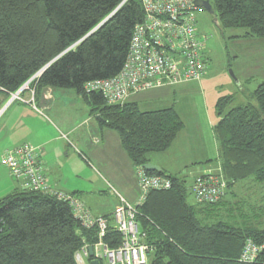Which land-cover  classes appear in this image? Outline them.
Listing matches in <instances>:
<instances>
[{"label": "trees", "instance_id": "1", "mask_svg": "<svg viewBox=\"0 0 264 264\" xmlns=\"http://www.w3.org/2000/svg\"><path fill=\"white\" fill-rule=\"evenodd\" d=\"M212 6L222 32L241 29L246 34L236 38L264 39V0H213ZM144 19L143 0H0V93L10 97L48 67L31 85L36 102L47 89L73 91L103 128L117 134L132 165L145 167L151 155L168 152L185 129L175 107L143 111L139 94L110 105L101 93L85 90L88 83L121 73ZM235 101L228 95L216 103L214 135L228 188L217 203L195 198V182L205 174L189 185L180 175L148 172L168 177L172 187L149 190L144 198L138 185L139 202L133 205L150 247L149 264H264V227L238 216L231 205L235 186L249 180L264 184V83L248 103L234 106ZM258 209L264 211V204ZM221 213L234 225L211 223ZM105 218V243L118 248L122 237L112 215ZM98 241L97 230L85 228L55 196L18 187L0 199V264H79L82 250ZM250 241L263 249L248 263L242 256Z\"/></svg>", "mask_w": 264, "mask_h": 264}, {"label": "built area", "instance_id": "2", "mask_svg": "<svg viewBox=\"0 0 264 264\" xmlns=\"http://www.w3.org/2000/svg\"><path fill=\"white\" fill-rule=\"evenodd\" d=\"M143 7L145 19L134 31L121 73L113 79L95 81L85 86L87 93H101L110 105H123L135 95L166 86L200 82L207 74V36H200L195 15L199 8L195 0H143ZM40 75L33 77L19 91L10 94V102H27L22 95L30 92L29 103L35 105L31 85ZM4 112L5 109L0 108V118ZM42 152L40 147L22 144L6 151L0 158V164L9 171L21 189L52 195L67 202L75 218L85 228L97 230L99 241L93 248L95 258L100 262L149 264L150 247L137 221L136 206L110 187L118 199L112 214L113 226L122 237L118 248H110L105 243L108 219L93 216L78 197L53 188L41 164ZM136 174L142 198L149 190H168L172 187L168 177L149 175L144 167L137 168ZM223 180L212 173L198 177L194 185L197 202L217 203L225 194L226 184ZM88 247L82 250L81 255L88 257ZM262 249L250 241L242 260L253 262Z\"/></svg>", "mask_w": 264, "mask_h": 264}, {"label": "rangeland", "instance_id": "3", "mask_svg": "<svg viewBox=\"0 0 264 264\" xmlns=\"http://www.w3.org/2000/svg\"><path fill=\"white\" fill-rule=\"evenodd\" d=\"M207 1L211 4L213 3V0ZM195 15L201 38L204 35L207 36L205 45L207 76L201 82L166 86L139 94L138 97L135 96V98H138L143 111L168 107H175L178 111L184 121L185 130L182 135H179L178 141L174 143L173 148L167 153L159 154V156L170 171L186 177L189 185L193 182L194 177L200 174L207 164H210L208 163L209 160L213 161L218 157L216 151L217 142L211 127L212 122L218 119L216 103L219 98L234 95L236 99L234 106L243 105L250 101V95L259 85L264 83V39L255 37L236 38L235 36H244L246 31L240 29L222 32L214 18L206 11L198 9ZM42 73L39 72L37 75ZM56 96L58 100L54 103L52 113L44 112L43 116L46 119L55 121L54 117L63 111H67L70 116L75 118H82L86 114L90 115V106L73 91L57 89ZM43 122L45 126L50 125L48 121L44 120ZM90 122L94 130L98 131L99 117L91 116ZM81 130V133H83V128ZM105 131L111 132V130L106 128ZM72 141L74 148L72 147L73 150L70 149V158H66L64 151L61 159L64 162L67 161L69 166L74 167L73 156L76 153V156L88 168L81 170L83 180L86 182V176L89 177L94 186L97 187V195L99 197L106 202L113 200L106 186L100 185L101 179L105 177V174L100 171L98 165L91 159L89 152H85L82 146L75 143L73 139ZM88 141L89 143L91 142V147L102 146V143H99V139L92 138V140ZM112 147L110 146L105 151V154L107 153V157H111L114 160H120L121 155L116 149L115 143L112 144ZM79 154H83L86 160L82 156L80 157ZM153 156L154 159L157 158L155 157L156 154ZM215 167L216 171L212 174L219 175L224 179L226 192L228 189L227 181L219 165ZM8 180L11 179L6 168L0 165V199L5 197L4 188ZM83 185L82 189L86 190V183ZM232 191L237 195L234 198L231 197V205L237 208L233 212L237 211L238 216L241 213L246 218L248 217V220L252 219L256 224L262 225L261 228H263L264 211L258 208L264 204V184L249 180L235 186ZM189 203H194L193 197L189 198ZM85 209L90 212L88 208ZM256 215L258 217L255 220L254 217ZM213 218L211 223L223 221L234 225V219L227 217L225 213L213 216ZM78 262L79 264H88L87 257L81 255L78 258Z\"/></svg>", "mask_w": 264, "mask_h": 264}, {"label": "crops", "instance_id": "4", "mask_svg": "<svg viewBox=\"0 0 264 264\" xmlns=\"http://www.w3.org/2000/svg\"><path fill=\"white\" fill-rule=\"evenodd\" d=\"M57 96L56 90L47 89L42 100L36 102L34 98L35 105H33L29 103L31 99L30 92H24L22 95L27 102L16 101L12 103L10 102V97L4 93H0V108L5 109L3 116L0 118V158L6 151L26 143L42 148L41 164L53 188L66 194L76 195L93 216L105 217L113 214L118 205V199L112 194L110 187L117 190L130 203L137 204L139 202L140 192L137 184L136 168L132 165L123 150L117 134L112 131H105V128L100 124L98 131H95L90 122L91 114L89 116L86 114L82 118H75L70 116L67 111H63L54 117L55 121L46 119L43 116L44 112L48 111L52 113L54 103L58 100ZM44 120L48 121L50 125L45 126L43 124ZM218 121L219 119H216L212 122L211 129L213 135L214 126ZM82 128L83 133H81ZM182 132L179 135H182ZM71 138L75 143L81 145L85 152H89L91 159L98 165L100 171L105 174V177L101 179L100 185L106 186L113 200L109 202L104 201L97 195V187L94 186L89 177L86 176V182L83 180L81 170L86 167L80 158L76 156L75 152L73 156L74 167L69 166L67 161L64 162L61 159L64 151L66 158H70V149L74 146ZM92 138L99 139V143H102V146L91 147L92 144L88 140H92ZM178 138L175 143L178 141ZM214 138L216 140L215 135ZM113 143H115L116 149L120 152V160H114L111 157H107V153L105 154V151L110 146L112 147ZM216 151L217 159L213 160V163L207 164L206 168L195 177L216 171L215 166L220 164L218 142ZM79 155L80 157L82 156L81 154ZM153 155L149 158V164L161 168L162 171L160 173H164L165 175H179L174 174L166 167V164L159 154H156L155 157L157 158L155 159ZM6 171L11 180L6 182L4 188L5 197L17 191L19 187V184L11 177L9 171L7 169ZM84 183L87 185L86 190L82 189Z\"/></svg>", "mask_w": 264, "mask_h": 264}, {"label": "water", "instance_id": "5", "mask_svg": "<svg viewBox=\"0 0 264 264\" xmlns=\"http://www.w3.org/2000/svg\"><path fill=\"white\" fill-rule=\"evenodd\" d=\"M195 5L200 8V9H203L205 10L207 13H209L213 18H214V21L216 22V24L218 25V18L215 17V12H214V9H213V6L212 4L207 1V0H195ZM111 18V16L105 20V22H103L100 26H98L94 31H92L88 36L90 37L95 31H97L100 27H102L109 19ZM48 68V67H47ZM47 68H45L43 71H45ZM42 71V72H43ZM232 74V72H231ZM233 76V74H232ZM100 120V118H99ZM144 169L148 172H158L160 173L162 170L161 168H159L158 166H155L153 164H147ZM88 257L90 259H92V261L90 262V264H102L98 259L95 258V252H94V248L92 246H89L88 247Z\"/></svg>", "mask_w": 264, "mask_h": 264}]
</instances>
